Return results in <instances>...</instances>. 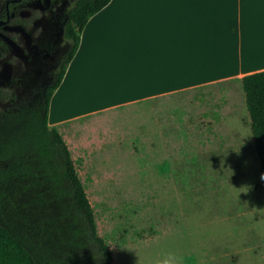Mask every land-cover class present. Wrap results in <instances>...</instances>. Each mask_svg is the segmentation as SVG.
<instances>
[{
    "label": "rangeland",
    "instance_id": "1",
    "mask_svg": "<svg viewBox=\"0 0 264 264\" xmlns=\"http://www.w3.org/2000/svg\"><path fill=\"white\" fill-rule=\"evenodd\" d=\"M171 108L184 111V136L176 134ZM65 126L58 133L110 264H156L167 251L181 264H264V197L237 83L196 87ZM139 156L146 160L142 172ZM172 171L187 176L186 195ZM148 227L158 233L116 245L120 229Z\"/></svg>",
    "mask_w": 264,
    "mask_h": 264
},
{
    "label": "crops",
    "instance_id": "2",
    "mask_svg": "<svg viewBox=\"0 0 264 264\" xmlns=\"http://www.w3.org/2000/svg\"><path fill=\"white\" fill-rule=\"evenodd\" d=\"M263 69L264 0H108L81 28L46 124L67 131L196 87L233 82L240 89L241 76ZM176 110L182 113L169 112L178 131L184 111Z\"/></svg>",
    "mask_w": 264,
    "mask_h": 264
},
{
    "label": "trees",
    "instance_id": "3",
    "mask_svg": "<svg viewBox=\"0 0 264 264\" xmlns=\"http://www.w3.org/2000/svg\"><path fill=\"white\" fill-rule=\"evenodd\" d=\"M107 1L95 0L78 7L70 35L71 46L54 82L40 100L22 108L17 116L0 122V264H110V253L95 233L91 207L66 145L60 134L46 124L49 97L75 52L80 30L86 19ZM239 82L261 177L264 175V69L241 76ZM176 134L185 135L181 128ZM143 161L144 156L135 157L137 171L146 162ZM170 176L186 195L187 176L176 171ZM260 183L264 197V181L260 179ZM157 233L151 227L120 229L115 243L136 242Z\"/></svg>",
    "mask_w": 264,
    "mask_h": 264
},
{
    "label": "flooded vegetation",
    "instance_id": "4",
    "mask_svg": "<svg viewBox=\"0 0 264 264\" xmlns=\"http://www.w3.org/2000/svg\"><path fill=\"white\" fill-rule=\"evenodd\" d=\"M95 0H0V122L40 100L71 46L78 7Z\"/></svg>",
    "mask_w": 264,
    "mask_h": 264
},
{
    "label": "clouds",
    "instance_id": "5",
    "mask_svg": "<svg viewBox=\"0 0 264 264\" xmlns=\"http://www.w3.org/2000/svg\"><path fill=\"white\" fill-rule=\"evenodd\" d=\"M260 179L264 181V175H261ZM251 186H243L248 191ZM156 264H181V258L173 251L164 252L161 257L156 261Z\"/></svg>",
    "mask_w": 264,
    "mask_h": 264
}]
</instances>
